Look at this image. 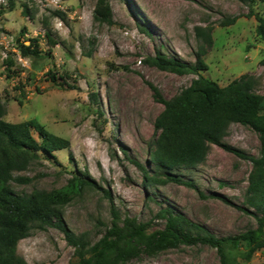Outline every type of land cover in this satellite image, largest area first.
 Segmentation results:
<instances>
[{
    "label": "rangeland",
    "instance_id": "1",
    "mask_svg": "<svg viewBox=\"0 0 264 264\" xmlns=\"http://www.w3.org/2000/svg\"><path fill=\"white\" fill-rule=\"evenodd\" d=\"M113 24L94 20L97 0H18L14 10L0 0V116L11 123L37 120L46 129L70 141L69 150L56 153L59 164L44 155L27 171L33 178L12 183L22 195L35 190L51 192L65 187L75 174H89L97 184L73 196L61 207L68 228L93 245L112 224V202L121 218L149 222L161 229L162 209L172 208L218 238L234 237L257 227L242 208L252 171L249 160L211 145L204 163L173 173L197 189L181 183L160 184L144 178L139 162L155 176L150 156L155 148V122L164 106L149 84L165 99H172L198 78L177 75L145 63L157 51L195 63L198 54L208 70L200 74L220 86L245 76L251 91L264 98V41L256 33L252 10L264 14V0L249 5L237 0H107ZM28 5L34 18L23 14ZM61 15H58V14ZM238 17L235 24L227 22ZM50 28L59 43L52 58H24L17 40L38 38L48 53L45 32ZM197 28L212 29L209 45ZM25 30V33H23ZM29 44V41L26 42ZM16 62L12 75L3 65ZM49 70L67 74L78 90L54 84ZM264 113V100H263ZM35 137L37 138V134ZM222 142L249 156L260 155L258 134L249 127L230 124ZM72 153V159L69 158ZM239 264L244 248L235 251ZM28 264H78L75 248L62 231L33 226L17 246ZM257 251L251 263L263 264ZM127 264H221L216 248L208 244L181 246Z\"/></svg>",
    "mask_w": 264,
    "mask_h": 264
},
{
    "label": "trees",
    "instance_id": "2",
    "mask_svg": "<svg viewBox=\"0 0 264 264\" xmlns=\"http://www.w3.org/2000/svg\"><path fill=\"white\" fill-rule=\"evenodd\" d=\"M5 1L8 10L16 8L18 0ZM237 1L253 5L257 0ZM22 8L25 16L34 18L28 5L24 4ZM247 17L255 18L256 33L264 41V14L251 10ZM94 20L113 24L107 0H97ZM237 20L238 17H233L227 23L232 25ZM197 35L209 45L213 43L212 29L197 28ZM45 37L48 53L43 52L38 38L27 40L28 45L25 40H17L16 49L22 57L34 61L52 58L53 49L59 42L53 38L50 28ZM204 55L205 51L199 52L197 61L189 63L157 51L155 56L145 60L147 65L161 71L177 75L196 74L198 78L172 99H165L154 85L149 84L155 100L164 106L154 125L157 136L150 156L156 175L149 176L143 165L134 163L150 182H175L197 189L193 182L184 181L173 172L193 169L204 163L211 145L249 160L252 171L245 194L246 207L242 209L256 220L257 227L238 236L218 238L168 207L160 212L165 222L163 228L150 231L149 222L121 218L110 192L105 191L112 202V224L100 240L90 245L84 237H77L68 228L61 211V207L69 203L74 195L86 188L97 187L89 174H75L65 187L51 192L35 190L22 195L11 185L31 183L33 178L15 174L27 171L42 155L59 164L56 153L69 150L70 141L49 132L37 120L11 123L0 116V264H28L17 255V246L30 235L35 225L62 231L69 245L75 248L78 264H127L143 257H155L170 249L199 244L216 248L221 264H239L235 251L241 248H244L242 257L248 264H253L251 260L257 251H262L264 255V98L251 91L245 76L227 86H220L202 76L200 73L208 70L202 59ZM3 65L12 75L21 72V68L12 70L16 62L11 57L5 59ZM47 77L61 87L79 89L77 84H69L67 74L60 75L49 70ZM233 123L249 127L258 134L261 144L259 156H249L222 142L228 126ZM72 156L70 153L69 158L72 159Z\"/></svg>",
    "mask_w": 264,
    "mask_h": 264
}]
</instances>
